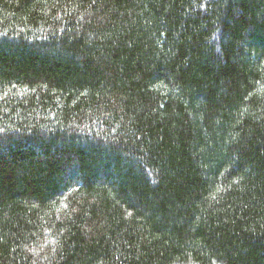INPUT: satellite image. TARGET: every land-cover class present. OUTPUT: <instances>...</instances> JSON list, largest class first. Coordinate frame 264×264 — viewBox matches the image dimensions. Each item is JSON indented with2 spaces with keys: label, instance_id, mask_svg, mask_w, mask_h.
Instances as JSON below:
<instances>
[{
  "label": "trees",
  "instance_id": "trees-1",
  "mask_svg": "<svg viewBox=\"0 0 264 264\" xmlns=\"http://www.w3.org/2000/svg\"><path fill=\"white\" fill-rule=\"evenodd\" d=\"M0 264H264V0H0Z\"/></svg>",
  "mask_w": 264,
  "mask_h": 264
}]
</instances>
